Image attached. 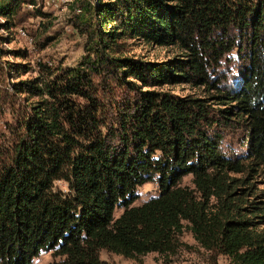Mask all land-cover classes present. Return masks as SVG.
I'll return each mask as SVG.
<instances>
[{
    "label": "trees",
    "instance_id": "16d2710c",
    "mask_svg": "<svg viewBox=\"0 0 264 264\" xmlns=\"http://www.w3.org/2000/svg\"><path fill=\"white\" fill-rule=\"evenodd\" d=\"M40 4L0 0L9 40L23 15L44 17ZM85 12L91 57L39 64L24 80L29 64H8V90L26 105L12 147L0 149V264H31L42 252L59 259L50 264H105L101 250L172 257L185 229L231 264H264V193L254 187L264 176V0H94ZM128 41L185 55L142 61L124 56ZM232 53L240 81L227 88L219 69ZM100 69L134 94L116 131L102 117ZM175 85L208 95L155 91ZM234 127L244 151L228 155L220 129ZM188 175L193 189L180 184ZM151 182L157 195L132 206Z\"/></svg>",
    "mask_w": 264,
    "mask_h": 264
},
{
    "label": "rangeland",
    "instance_id": "374dc122",
    "mask_svg": "<svg viewBox=\"0 0 264 264\" xmlns=\"http://www.w3.org/2000/svg\"><path fill=\"white\" fill-rule=\"evenodd\" d=\"M56 1L41 0L39 6L42 8V13L45 14L44 17L23 15L17 28H10L12 40H9L7 31L0 28V37H3V40L0 41L2 49L0 56V149L4 152H7L14 143L16 117L25 110L26 105L24 96L13 95L8 90V84L15 82L13 79L15 74L8 70V64H29L31 71L22 76L21 79L24 80L37 77L42 65H47L51 70L58 66L75 67L84 58L91 57L93 42L88 34L91 27L88 24L89 14L85 12V9L92 6L94 0H66L68 1L66 4H61L65 0ZM31 10L32 8L27 6L22 9V13ZM2 24L3 19L0 18V25ZM126 50L127 53L124 54L126 57L158 63L180 59L185 55L175 47H156L141 41H128ZM18 51L24 52L25 57H18ZM234 56L232 53L229 58L233 60L231 64L227 65L223 61V67L219 69L221 71L219 77L224 79L222 86L228 85L227 88H232L233 83L240 81L239 71L234 68L240 65L236 63ZM39 64L42 65L39 66ZM232 68L234 69L232 73L230 71V74L229 70ZM100 72L101 76L96 81H99V97L104 105L102 117L116 131L120 127L118 121L121 118L119 119V117L126 110L127 103L133 100L134 94L128 91L126 86H121L116 81L114 74H108L105 69H100ZM155 91L170 93L176 97L205 98L208 95L203 88L191 85L163 86L156 88ZM216 108L218 109V107ZM220 133L223 139L221 144L223 152L233 155L235 152L244 151L239 147L240 141L244 139L242 129L221 128ZM191 180L190 175L185 176L180 184L193 189ZM56 187L63 191L66 190V186L61 182L56 183ZM254 187L257 194L264 193V176L257 178ZM138 192V199L132 206H140L157 195V185L155 182L146 183L138 189ZM121 212V210H116L115 218ZM180 243L181 247L172 257H162L151 253L137 260H131L101 250L99 258L105 264H231L226 257L215 256L199 247L188 229H185L180 237ZM57 260L59 259L54 258L51 253L42 252L33 259L31 264H50Z\"/></svg>",
    "mask_w": 264,
    "mask_h": 264
},
{
    "label": "built area",
    "instance_id": "2783aa9c",
    "mask_svg": "<svg viewBox=\"0 0 264 264\" xmlns=\"http://www.w3.org/2000/svg\"><path fill=\"white\" fill-rule=\"evenodd\" d=\"M53 1H56V0H53ZM56 2H57V1H56ZM66 3H68V1L65 0L64 3H61V4H66ZM58 4H59V3H58Z\"/></svg>",
    "mask_w": 264,
    "mask_h": 264
}]
</instances>
